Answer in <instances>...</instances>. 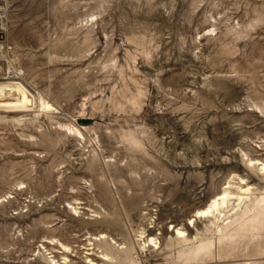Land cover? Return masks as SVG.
<instances>
[{
	"label": "rangeland",
	"instance_id": "374dc122",
	"mask_svg": "<svg viewBox=\"0 0 264 264\" xmlns=\"http://www.w3.org/2000/svg\"><path fill=\"white\" fill-rule=\"evenodd\" d=\"M4 85L0 264H264V0H0Z\"/></svg>",
	"mask_w": 264,
	"mask_h": 264
},
{
	"label": "bare ground",
	"instance_id": "6f19581e",
	"mask_svg": "<svg viewBox=\"0 0 264 264\" xmlns=\"http://www.w3.org/2000/svg\"><path fill=\"white\" fill-rule=\"evenodd\" d=\"M13 77H15V74L11 75V78H13ZM7 88H8L7 85L0 86V97L1 98L9 91ZM18 91L22 95V101H5V102L3 101L0 103V107H8L9 108V107L23 106L26 103V100L29 101V98L26 99L27 97L25 95V92L20 87H18ZM227 198L243 199L242 197H237L235 195H229L227 193H223V194L217 196L216 198H214L207 208L197 211L195 216H207V215H209L212 209L217 208L219 206L220 202L227 199ZM190 221L192 222L193 219H190ZM177 233L180 236H184V233L182 231H177Z\"/></svg>",
	"mask_w": 264,
	"mask_h": 264
},
{
	"label": "water",
	"instance_id": "95a60500",
	"mask_svg": "<svg viewBox=\"0 0 264 264\" xmlns=\"http://www.w3.org/2000/svg\"><path fill=\"white\" fill-rule=\"evenodd\" d=\"M92 123L91 119H79L78 124L81 126H89Z\"/></svg>",
	"mask_w": 264,
	"mask_h": 264
}]
</instances>
